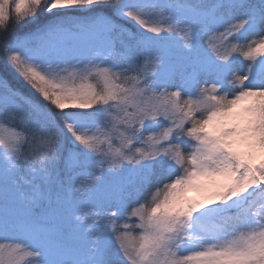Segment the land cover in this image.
I'll use <instances>...</instances> for the list:
<instances>
[{
  "label": "snow or ice",
  "instance_id": "6c2138e0",
  "mask_svg": "<svg viewBox=\"0 0 264 264\" xmlns=\"http://www.w3.org/2000/svg\"><path fill=\"white\" fill-rule=\"evenodd\" d=\"M0 73V264H264V0H0Z\"/></svg>",
  "mask_w": 264,
  "mask_h": 264
},
{
  "label": "trees",
  "instance_id": "16d2710c",
  "mask_svg": "<svg viewBox=\"0 0 264 264\" xmlns=\"http://www.w3.org/2000/svg\"><path fill=\"white\" fill-rule=\"evenodd\" d=\"M10 83L12 84L13 87L19 88L21 91H25V89H23L22 86L16 81L10 79Z\"/></svg>",
  "mask_w": 264,
  "mask_h": 264
},
{
  "label": "rangeland",
  "instance_id": "374dc122",
  "mask_svg": "<svg viewBox=\"0 0 264 264\" xmlns=\"http://www.w3.org/2000/svg\"><path fill=\"white\" fill-rule=\"evenodd\" d=\"M1 74V73H0Z\"/></svg>",
  "mask_w": 264,
  "mask_h": 264
}]
</instances>
